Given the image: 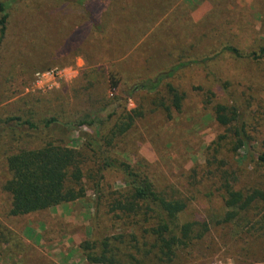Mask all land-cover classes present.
<instances>
[{"label": "rangeland", "instance_id": "374dc122", "mask_svg": "<svg viewBox=\"0 0 264 264\" xmlns=\"http://www.w3.org/2000/svg\"><path fill=\"white\" fill-rule=\"evenodd\" d=\"M129 1L24 0L12 11L0 48V264H90L81 246L94 244L99 254L105 241L114 264H264L262 205L222 223L229 211L224 186L244 194L264 189V169L255 162L264 152V59L246 58L264 46V0H137L150 1L143 17L148 31L120 56L115 54L120 37L112 32L106 39L103 31H110L114 12ZM109 41L116 42V52L105 59ZM226 47L245 57L235 58L223 51ZM183 63L188 65L162 82L155 94L130 93L133 85ZM49 72L54 77H35ZM110 75L119 79L115 90ZM167 85L183 95L178 112ZM217 105L235 108L237 123L220 126L214 116ZM114 110L116 116L106 121ZM134 111L140 117L107 148L108 155L135 167L159 190L186 200L178 223H195L193 236L206 228L201 239H191L165 262L154 248V237L145 232L153 222L108 213L111 200L98 203L91 190L82 200L45 212L8 215L10 202L2 186L9 179V155L47 142L79 149L93 139L105 147L102 139L117 115ZM84 115L104 121L103 130L67 131L53 125L44 131L42 122L52 116L60 124ZM14 118L29 120L38 133L18 131L15 121L5 122ZM241 126L249 140L234 152V132ZM221 136L226 140L215 154L212 144ZM103 176L106 195L127 189L119 171L106 170Z\"/></svg>", "mask_w": 264, "mask_h": 264}, {"label": "trees", "instance_id": "16d2710c", "mask_svg": "<svg viewBox=\"0 0 264 264\" xmlns=\"http://www.w3.org/2000/svg\"><path fill=\"white\" fill-rule=\"evenodd\" d=\"M24 0H4L0 2V48L7 37V29L12 11ZM145 1V0H144ZM147 2V3H146ZM138 2L130 0L114 12L110 23V31H103L104 38L107 39L113 32V35L120 37L121 46L114 51L116 42L109 41L105 43L103 57L108 59L116 55L123 56L130 50L132 44L140 35L148 31V20L143 17L150 1ZM93 24L96 25V19L93 18ZM264 32V26H263ZM237 59L244 58L239 50L232 47H226L223 50ZM119 57V56H118ZM93 57L86 58L90 64ZM246 58H252L259 62L264 59V46L258 52H253ZM187 63L173 67L168 72L157 75L153 80H147L133 85L130 93L146 92L155 94L161 83L171 79L173 75ZM104 81V78H103ZM109 82L112 90L119 85V79L110 75ZM167 94L171 97V106L175 111H180L183 95L171 86L167 85ZM130 94V95H131ZM155 104V103H154ZM162 105V104H160ZM169 113V108L164 107ZM117 110L109 114L106 121L116 116ZM216 122L222 127H230L238 121V113L235 108L224 105H217L214 108ZM84 119L73 122H58L57 117L48 118L44 124V131L53 126L59 125L67 131H73L87 127L88 129H98L100 133L103 130L104 121H95L94 118L84 115ZM140 117L137 112H122L117 115L115 124L104 134L102 142L91 140L82 144L79 149L67 147L62 143L47 142L42 147L36 149H21L6 158L5 164L9 179L3 184L2 192L8 196L10 209L8 215L12 218L25 217L31 214L45 212L61 205H66L86 197L87 191H92L97 196V202L101 203V198L111 200L108 206V213L122 218L142 217L145 223L153 222V227L145 232L154 237V248L158 250L160 259L170 262L175 256V251L179 247H186L193 240H199L207 231L193 236V227L195 223L179 224L178 218L187 208V201L176 194L168 193L166 190H159L151 179L143 173H139L135 167L129 164L118 162L112 158L107 151L111 148L114 141L123 138L131 129L134 120ZM15 121L16 130L28 132V134H37V126L29 120L14 118L5 120V122ZM19 132V133H21ZM99 133L97 135L99 136ZM234 135L236 141L233 151L237 152L246 146L244 128H236ZM226 140L221 136L218 141L212 144L215 154L221 149V143ZM106 149V150H105ZM88 162L92 165L90 170L85 166ZM255 162L264 169V152L255 157ZM114 170L122 173L127 189L123 192L105 194L102 181L103 172ZM225 196L223 197L224 206L229 210L222 220L223 224L230 223L239 212H246L254 205L264 207V189H255L244 194L241 191H234L229 185L223 187ZM109 188L107 189V191ZM104 192V193H103ZM260 229L264 230V211L259 220ZM103 252L95 253V245L85 242L81 249L84 252L85 259L90 264H114L112 256H108V244H101Z\"/></svg>", "mask_w": 264, "mask_h": 264}, {"label": "built area", "instance_id": "2783aa9c", "mask_svg": "<svg viewBox=\"0 0 264 264\" xmlns=\"http://www.w3.org/2000/svg\"><path fill=\"white\" fill-rule=\"evenodd\" d=\"M36 79L38 80V81H41L42 79H44V78H52V77H54L53 76V73L52 72H49V73H45V74H36Z\"/></svg>", "mask_w": 264, "mask_h": 264}, {"label": "crops", "instance_id": "0c3cea01", "mask_svg": "<svg viewBox=\"0 0 264 264\" xmlns=\"http://www.w3.org/2000/svg\"><path fill=\"white\" fill-rule=\"evenodd\" d=\"M57 208V207H56ZM54 209V208H53ZM51 210V209H50Z\"/></svg>", "mask_w": 264, "mask_h": 264}]
</instances>
